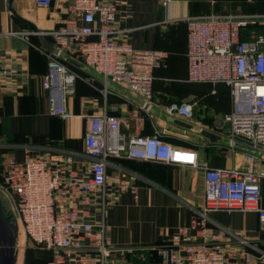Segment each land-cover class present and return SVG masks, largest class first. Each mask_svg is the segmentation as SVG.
<instances>
[{
	"label": "built area",
	"instance_id": "built-area-1",
	"mask_svg": "<svg viewBox=\"0 0 264 264\" xmlns=\"http://www.w3.org/2000/svg\"><path fill=\"white\" fill-rule=\"evenodd\" d=\"M161 2L168 9L172 4V0ZM36 3L51 7L52 0ZM64 13V23L55 29L11 34L26 41H30L32 34L52 38L55 51L45 49L49 72L43 82L50 90L52 114L70 116L65 92L73 91L78 77L58 50L99 74L104 82L100 91L105 96L109 95L112 82L127 86L133 95L152 103L154 71L162 58L118 40L117 0H69ZM184 20L188 29L187 80L222 84L229 90L226 126L219 133L264 152V14H211ZM11 74V69L0 63V87ZM87 82L97 86L95 77L87 78ZM165 112L190 120L193 105L173 102ZM86 118L85 154L89 161L85 174L74 168L80 155L74 152L28 154L23 161L8 158L5 162L0 192L10 205L9 211L5 208L7 213L19 223L20 252L33 242L52 251L51 264H65L70 254H74L73 261L85 264L89 257L83 251L87 247L96 250L102 260L107 257L110 249L104 215L97 230L88 207L101 193L105 210L108 167L110 157L115 156L180 163L203 170V208L197 210L190 228L180 227L172 243L159 249L169 264H264V240L255 243L233 232H228L227 241L216 240L208 230V214L219 210L255 211L264 230L263 158L243 152L244 161L250 165L246 170L215 168L200 163L195 151L167 141L159 130L150 136L126 135L120 130V119L106 111L88 114ZM218 148L227 156L239 151L234 147ZM179 152L192 158L179 157ZM256 162L260 163L259 170L254 167ZM191 230L196 231L197 239L190 238Z\"/></svg>",
	"mask_w": 264,
	"mask_h": 264
},
{
	"label": "crops",
	"instance_id": "crops-1",
	"mask_svg": "<svg viewBox=\"0 0 264 264\" xmlns=\"http://www.w3.org/2000/svg\"><path fill=\"white\" fill-rule=\"evenodd\" d=\"M8 2L0 0V63L12 72L0 87V180L1 167L8 158L23 161L28 154L47 152L80 154L74 168L85 174L89 161L85 154L86 115L103 111L120 119V130L126 135L150 136L162 128L167 141L195 151L200 163L228 170L250 167L242 151L227 156L218 146L199 141L201 136L149 113L117 90V86L128 90L127 86L110 82L109 95L105 96L100 91L104 82L99 74H90L68 62L78 76L73 91L65 92L70 116L53 115L50 90L43 84L49 72L45 42L53 44L52 38L32 34L26 41L11 34L32 30L27 21L39 32L59 27L65 21L64 6L69 0H53L51 7L39 6L36 0H12L13 10ZM117 8L118 40L162 58L154 71L151 104L165 111L169 103L189 100L187 103L193 105L190 120L221 132L226 125L220 118L224 119L230 108L229 90L222 84H213V88L201 83L185 85L189 81L188 29L184 19L211 14H264V0H172L169 9L161 0H117ZM90 77H95L97 86L87 82ZM161 80L175 84L165 85ZM131 96L142 100L132 93ZM254 167L259 170L260 163ZM108 173L105 210L101 193L88 210L97 230L104 215L110 251L102 260L96 250L87 247L83 251L89 257L85 264H169L159 249L172 243L180 227L190 228L197 210L203 208V170L132 158L110 159ZM261 205L264 207V178ZM208 217V230L216 240H229L228 232L255 243L264 240L255 211L219 210ZM190 238L197 239L195 230H191ZM70 255L65 264H78L73 261L74 254ZM20 257L19 264H50V255L33 242L21 251Z\"/></svg>",
	"mask_w": 264,
	"mask_h": 264
},
{
	"label": "water",
	"instance_id": "water-1",
	"mask_svg": "<svg viewBox=\"0 0 264 264\" xmlns=\"http://www.w3.org/2000/svg\"><path fill=\"white\" fill-rule=\"evenodd\" d=\"M8 3H9V8L13 10L12 0H9ZM27 22L33 31L35 32L38 31L34 24H32L30 21ZM45 47L48 50L55 51L54 45L47 41L45 42ZM57 53L61 58H63L69 64L87 70L90 74H94L93 70L89 66H87L81 60L75 58L74 56L59 50L57 51ZM117 90L128 96L131 100L136 101L141 108L147 110L149 113H153L164 120H167L181 128L192 131L195 134L201 136V140L199 141L203 143L211 144L215 146H223L228 148L234 147L239 151L251 153L259 158L264 159V152L259 149L245 145L238 141H233L231 138L227 137L226 135H223L212 129L206 128L191 120L169 115L165 111L155 107L151 103L132 97L130 91L120 86H117ZM158 130L161 134L166 133L165 130H163L162 128H159ZM18 232H19V223L17 219L14 218L11 214L7 213L3 205L2 199L0 197V264H19V261L21 259L20 257L21 252L17 247L19 241Z\"/></svg>",
	"mask_w": 264,
	"mask_h": 264
},
{
	"label": "trees",
	"instance_id": "trees-1",
	"mask_svg": "<svg viewBox=\"0 0 264 264\" xmlns=\"http://www.w3.org/2000/svg\"><path fill=\"white\" fill-rule=\"evenodd\" d=\"M52 4H53V0H52ZM63 61H65V60H63ZM66 62V61H65ZM67 63V62H66ZM68 64V63H67ZM160 82H162V83H164L165 85H170V84H172V85H174L175 83H174V81H172V82H170V81H166V80H161ZM188 84H198V83H195V82H188L187 84H185V85H188ZM201 84H204V85H206V87H208V88H213L215 85H213L212 83H201ZM185 85H183V86H185ZM173 103V102H172ZM177 103H181V102H177ZM169 104H171V103H169ZM168 104V105H169ZM1 112V111H0ZM110 159L111 160H113V159H132V158H127V157H115V156H113V157H110ZM0 165H2L1 163H0ZM2 169H3V173H4V170H5V166H2L1 167ZM3 173H2V178H1V181L3 180ZM38 249H41V250H43L44 252H47L49 255H50V264H51V262H52V259H53V254H52V251L51 250H47V249H42V248H40V247H38Z\"/></svg>",
	"mask_w": 264,
	"mask_h": 264
},
{
	"label": "rangeland",
	"instance_id": "rangeland-1",
	"mask_svg": "<svg viewBox=\"0 0 264 264\" xmlns=\"http://www.w3.org/2000/svg\"><path fill=\"white\" fill-rule=\"evenodd\" d=\"M222 94H225V92L223 93V91H222ZM222 117H223V116H222ZM220 119H222V120L224 121L223 118H220ZM223 121H222V122H223ZM0 197H1V199H2V202H3L4 206H5V208L9 211V210H10V205H9V203H8V201H7V199H6V197L4 196V194H3L2 192H0Z\"/></svg>",
	"mask_w": 264,
	"mask_h": 264
},
{
	"label": "bare ground",
	"instance_id": "bare-ground-1",
	"mask_svg": "<svg viewBox=\"0 0 264 264\" xmlns=\"http://www.w3.org/2000/svg\"><path fill=\"white\" fill-rule=\"evenodd\" d=\"M183 155H185V158H189V159L192 158V156H190V155L188 156V155H186V154H184L182 152H179V154H178L179 157H183Z\"/></svg>",
	"mask_w": 264,
	"mask_h": 264
}]
</instances>
